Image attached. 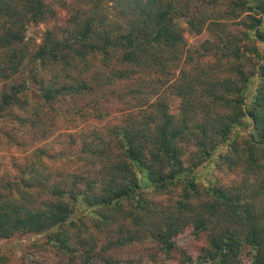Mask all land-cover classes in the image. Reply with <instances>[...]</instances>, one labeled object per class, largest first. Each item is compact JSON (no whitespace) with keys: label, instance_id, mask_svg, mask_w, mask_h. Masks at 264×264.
Returning <instances> with one entry per match:
<instances>
[{"label":"trees","instance_id":"trees-1","mask_svg":"<svg viewBox=\"0 0 264 264\" xmlns=\"http://www.w3.org/2000/svg\"><path fill=\"white\" fill-rule=\"evenodd\" d=\"M74 1L69 26L30 49L27 27L54 11L45 0H0V117L21 110L20 124L45 139L69 115L57 105L93 96L95 117L100 97L127 110L105 134H68L74 170L45 174L35 161L0 180V240L47 233L72 260L114 264L110 249L149 239L169 255L178 237L205 233L185 263L264 264V0ZM243 14L245 30H228ZM186 32L210 39L190 46ZM206 162L241 179L203 185ZM166 196L170 205L154 199ZM0 264H12L8 254Z\"/></svg>","mask_w":264,"mask_h":264},{"label":"rangeland","instance_id":"rangeland-1","mask_svg":"<svg viewBox=\"0 0 264 264\" xmlns=\"http://www.w3.org/2000/svg\"><path fill=\"white\" fill-rule=\"evenodd\" d=\"M45 2L54 11V16L27 27L25 40L30 49L40 44L47 30L55 29L57 31L69 26L72 9L76 6L74 0H45ZM244 15H241L240 18L233 22L226 21L228 30L235 33L243 32L245 26L243 23L239 24V22H244ZM182 26H186L184 22H182ZM207 39H210L207 32L201 35L188 32L185 34V40L190 46L196 45L199 47ZM242 44H246V42L243 41ZM246 55L251 56L249 52H246ZM193 57L195 60L201 59L204 65L206 62L212 63L214 61L213 56L199 58L198 54H194ZM253 62H255L254 59ZM245 67L248 71L252 69L250 64L245 65ZM2 87L3 85L0 83V91ZM92 98L93 96L80 98L76 101V106L72 104L57 105L60 109H68L69 115H61L56 125L49 127L50 135L45 139L33 136L32 132L34 129L30 127V124H20V117L28 115L21 110L14 109L10 116L4 115L0 117V180L14 181L18 179L20 172L26 170V167L35 161H39L38 164L42 163L46 166L45 174L47 172L74 170L80 163L76 154L78 153V147L71 146L68 134L81 129H95L102 131L100 132L101 134H105V129L118 124L127 110L125 104L119 103L114 98L103 99V97H100L98 98L99 108L103 110V114L100 118L95 117L93 113H90ZM249 100L250 96L246 102H249ZM173 106L176 107V103ZM70 118H75V121L69 122ZM6 134L10 138L5 136ZM207 163H204L197 170L202 178L201 183L203 185L207 181H211L218 186H228L241 179L239 171L218 170L215 165L207 167ZM167 198L169 197H155L154 199L157 204L170 205L172 201L168 203ZM175 198L176 195L174 194L171 199L174 200ZM95 231L91 228L87 230V232ZM102 233L108 234L107 232ZM46 238L47 233H39L37 235H16L10 239H2L0 240V252L8 254L12 264H82L80 259L75 258L72 260L69 255L62 254L51 248L46 243ZM103 241L104 239L102 238L101 242ZM206 245L207 237L205 233H200L196 237L186 234L177 238L178 249H174L169 255L163 253L149 239L140 243L129 244L123 248H113L107 253L114 264H191L185 263V254L195 258ZM98 249L96 248V250ZM97 264L106 263L98 261ZM241 264H249L246 257Z\"/></svg>","mask_w":264,"mask_h":264}]
</instances>
